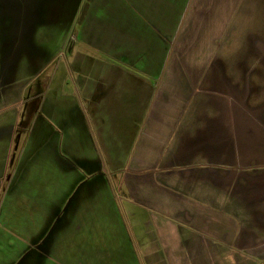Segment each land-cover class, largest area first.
<instances>
[{
  "label": "crops",
  "instance_id": "crops-1",
  "mask_svg": "<svg viewBox=\"0 0 264 264\" xmlns=\"http://www.w3.org/2000/svg\"><path fill=\"white\" fill-rule=\"evenodd\" d=\"M84 4L81 30L62 43L73 63L81 56L76 70L66 73L57 64L45 87L35 81L33 96L41 102L34 140L41 149L51 146L53 128L41 107L55 108L47 89L62 98L66 81L78 87L94 127L105 124L95 141L107 163L95 157L93 145L84 149L70 136L76 150L84 149L79 172L59 168L52 153L39 148L34 166H15L26 87L9 80L25 65L7 71L8 84L0 87V188L7 186L0 230L11 232L9 222L20 218L12 207L22 201L36 211L53 201L56 214L67 201L51 228V253L66 250L64 264L75 258L77 264H264V0ZM47 42L54 54L43 52L44 41L29 57L35 77L43 73L41 62L50 65L59 54V38ZM77 44L116 64L90 70ZM133 108L143 112L133 115ZM66 124L71 131L74 124ZM121 155L123 167L109 160ZM60 170L70 175L74 196L62 202L13 197L22 186L34 185L40 194L58 186L53 173ZM110 178L124 190L122 198L109 192Z\"/></svg>",
  "mask_w": 264,
  "mask_h": 264
},
{
  "label": "rangeland",
  "instance_id": "rangeland-1",
  "mask_svg": "<svg viewBox=\"0 0 264 264\" xmlns=\"http://www.w3.org/2000/svg\"><path fill=\"white\" fill-rule=\"evenodd\" d=\"M84 3H86V0H0V87L8 84V80L6 79V76H8L6 75L7 71H13L17 66L25 65L17 74H12L10 76L11 80H9V84L12 87L17 85L26 87V92L24 93L21 104L24 103L20 109L24 112L22 115L24 123H20V125L18 124L19 126L17 125L16 127L18 128V133L22 135L16 148L13 149L14 158L11 159V162H13L15 166H34L35 151L39 148L40 151L42 150L41 152H43V150L51 152L54 156L53 159L56 160L55 164L60 165L59 168L64 167L71 170L70 167L73 166L79 172L80 169L77 165L81 166L78 162L85 159L83 150L86 149V144L93 145L95 157L103 163H107L108 157L98 148V143L95 141V138H97L95 135H97L98 129L102 128L105 130V124H100L99 128L95 124L94 127L93 118L89 109H86V107L84 108L83 105L81 107L79 101H82V94L80 92L77 94L78 87L70 84L67 85L66 81H64L61 87L63 92L62 98H58V95L61 94L60 92H58L56 97V94L51 92L52 89H47L48 92L50 91L48 101L53 100V103L56 104L55 108L48 109L45 103H43L41 107L42 115L50 120L51 124L49 122L48 125L53 128V141L46 143V145L51 143V146L41 149V142H36L34 140V119L36 114H38L37 112L40 110L39 103L41 102L40 99L33 96L35 95L33 91L35 81L39 80L41 85L45 87L46 81L50 79L51 70L57 64L59 67L62 66L65 72L67 67H70L73 71L76 70V65L78 62L80 63L79 60L81 56L75 54V57L72 58L74 60L73 63L68 54L67 46L63 47L62 43L65 40L64 38H70L75 34L78 35L79 30H81L84 21V12L82 11L85 5ZM51 36L57 37V39L59 38V54L56 59H53L50 65H47L45 61L41 62L39 64V71H43V73L35 77V66L34 63L29 60V57L36 51L38 44L44 41L46 42V45H44L46 49H44L43 52L54 54L55 46L47 42V37L49 39ZM85 47L77 44L75 51L76 53L79 52L81 55L89 56L88 58L91 65H88V68H90V70L97 68H113L116 64L113 60H105V57L98 51H94L87 46ZM68 79L69 82H71L70 76H68ZM72 91L74 95H72ZM68 93L70 95L69 99H67L66 96ZM67 104H69V108L66 107ZM71 107L73 110L70 109ZM45 110H47L48 113H45ZM72 112L74 115H72ZM109 112L112 117H115L118 110L113 109ZM142 112L143 110H136V108H133L132 114H141ZM108 114H106V116H108ZM127 116L131 117V121L134 118V116L132 117L130 114L126 115V117ZM68 121L74 124L73 127H71V131L64 128L67 126L66 123ZM106 121L108 122L107 118ZM70 136H72V140H76V145H83L85 143L84 149L80 148L76 150L77 146L73 147L75 142L71 143L69 141ZM70 148L71 152L69 153L67 149ZM79 152H81L80 156L78 155ZM86 155L85 157L89 160L90 156L88 153ZM48 158L49 157L46 156V159ZM112 159L114 161L119 159L120 162L116 165L123 167L127 157L125 155L117 156L116 158H113V156L109 157L110 161ZM43 166H48L46 161H43ZM12 171L13 168L11 169V173ZM78 174L82 175L83 173L80 172ZM53 175H55V179L58 178V186H51V189H45L43 194H40V191H37L34 185L28 187L22 186V194L19 188V191L14 194L13 197H34L43 195L46 196L44 199H47L48 196V199L53 198L55 201L62 202L63 198L74 196V190L72 191V189H70L69 184L71 181L70 175H67V173L61 170L60 173H53ZM43 176L49 177L50 174H43ZM46 183H50L51 185L49 178ZM107 183L109 192L122 198V192H124V190H119L113 178H110ZM80 187H83V185L80 184ZM85 189L89 191L88 186L85 187ZM6 192V185L0 188V208L5 206V204H2V199L5 198ZM22 202V206L14 205L12 207L20 218L9 222L12 229L11 232L6 233L0 230V264H64L61 262V258L66 259L67 256H69L66 250H64L63 253H51V250H53L51 245V228L52 225L57 222V219L63 215V211H67V205L69 206L70 202L66 201V203L62 205V208H60L62 213L59 210L58 214H56V210H52L53 201L49 200L50 204H39L42 207L41 211H36L34 209L35 206L30 205V203L26 201ZM57 207H59V204ZM51 218L53 220H51ZM45 222L46 224H43L44 229H40L41 223ZM36 224L39 225L37 228L34 227ZM73 261V263L77 264L79 259L75 258ZM139 264H142L141 260H139Z\"/></svg>",
  "mask_w": 264,
  "mask_h": 264
}]
</instances>
